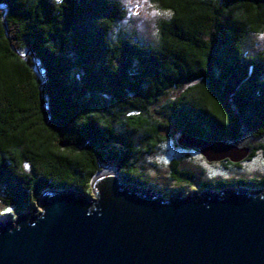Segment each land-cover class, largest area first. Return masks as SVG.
<instances>
[{"label":"trees","instance_id":"16d2710c","mask_svg":"<svg viewBox=\"0 0 264 264\" xmlns=\"http://www.w3.org/2000/svg\"><path fill=\"white\" fill-rule=\"evenodd\" d=\"M155 1L170 16L153 45L111 38L125 12L117 0H0L4 206L28 213L45 190L92 195L100 164L118 166L124 182L153 186L137 161L168 122L208 141L264 137V53L243 48L264 30V0ZM173 89L180 93L162 105L167 120L152 118L150 108ZM247 146L240 162L257 153ZM170 166L175 183L198 178L177 160ZM238 185L264 188V175L198 188Z\"/></svg>","mask_w":264,"mask_h":264},{"label":"water","instance_id":"95a60500","mask_svg":"<svg viewBox=\"0 0 264 264\" xmlns=\"http://www.w3.org/2000/svg\"><path fill=\"white\" fill-rule=\"evenodd\" d=\"M177 144L210 162L238 163L251 151L187 134ZM90 187L93 197L45 190L37 214L0 219V264H264V188L168 196L124 182L118 166L100 170Z\"/></svg>","mask_w":264,"mask_h":264},{"label":"rangeland","instance_id":"374dc122","mask_svg":"<svg viewBox=\"0 0 264 264\" xmlns=\"http://www.w3.org/2000/svg\"><path fill=\"white\" fill-rule=\"evenodd\" d=\"M117 1L125 12L123 18L115 24L111 38L115 39L119 36H125L140 43L157 44L159 42V24L162 20L169 18L170 13L160 9L155 0ZM243 48L248 54L264 53V30L259 34L248 35L244 40ZM36 65L38 74L43 75V71L39 68L38 64ZM179 93L180 90L176 89L169 91L156 105L150 108L149 114L151 117L161 121L166 119L162 105ZM167 125L168 127L160 129L159 134L162 140L158 142L155 148H152L153 152H147L149 149L148 145H143L141 148L146 151L143 152L137 161V166L142 175L153 185V191L160 190L169 196L171 191L184 190L185 194H187L196 189L201 191L198 185L207 180L213 182L220 180L233 181L235 179L250 181L264 175V158L261 156L262 149L260 148L264 146V137H242L236 143L238 147L249 145L258 150L254 157L240 162L239 165H234L235 163L231 161L224 163L220 161L210 162L197 149L182 148L177 144L180 134L173 128L170 122ZM172 160H177L180 168L189 169L197 175L198 178L192 185L186 183L180 185L171 179L170 162ZM105 167H101L100 170L104 171ZM110 168L113 170L115 166H110ZM1 195L2 188L0 186V197ZM39 211H41V208L37 210L32 209L29 213L37 214ZM16 213V210L4 206L0 202L1 220H6L9 216L16 219Z\"/></svg>","mask_w":264,"mask_h":264},{"label":"bare ground","instance_id":"6f19581e","mask_svg":"<svg viewBox=\"0 0 264 264\" xmlns=\"http://www.w3.org/2000/svg\"><path fill=\"white\" fill-rule=\"evenodd\" d=\"M112 169L110 168V167H107V168H105V170H104V172H109V171H111Z\"/></svg>","mask_w":264,"mask_h":264},{"label":"flooded vegetation","instance_id":"af4514ba","mask_svg":"<svg viewBox=\"0 0 264 264\" xmlns=\"http://www.w3.org/2000/svg\"><path fill=\"white\" fill-rule=\"evenodd\" d=\"M223 161H226V162H228L229 160L225 159V160H222V161H220V162L224 163Z\"/></svg>","mask_w":264,"mask_h":264}]
</instances>
